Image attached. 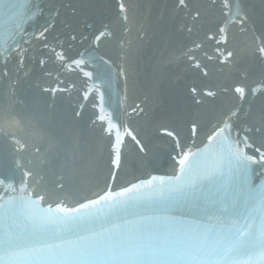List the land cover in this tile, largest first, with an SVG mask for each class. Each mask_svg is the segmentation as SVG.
<instances>
[{"label":"snow or ice","instance_id":"obj_1","mask_svg":"<svg viewBox=\"0 0 264 264\" xmlns=\"http://www.w3.org/2000/svg\"><path fill=\"white\" fill-rule=\"evenodd\" d=\"M17 8L18 0H0V14ZM230 127L223 122L212 131L204 152L178 154L175 176L109 190L74 208L44 205L21 184L20 194L0 197V264H264V177L230 190L234 177L247 176L258 158L264 164V148L258 157L249 154L230 137ZM211 184L223 192L204 196ZM176 203L189 211L175 214ZM67 225L79 235L21 243L54 236ZM57 249L64 259H56Z\"/></svg>","mask_w":264,"mask_h":264},{"label":"bare ground","instance_id":"obj_2","mask_svg":"<svg viewBox=\"0 0 264 264\" xmlns=\"http://www.w3.org/2000/svg\"><path fill=\"white\" fill-rule=\"evenodd\" d=\"M74 1H82V0H74ZM150 1V0H149ZM151 14H150V26L157 27V31L152 37V41L149 44V48H156V50L161 45L167 44L169 48L176 42L178 39L177 34L173 31V29L165 26V21H157L153 19V14L156 8V1L151 0ZM247 6H255L252 9V15L255 17L256 23L258 24L259 31L264 35V25L261 24L259 18L264 17V0H245ZM144 6V1L140 0V10ZM107 5H102V0L93 1V5L88 2H84L83 6L78 9V13L75 14L71 20H69V28L74 29L78 27V21L81 22V18L85 17V22L92 21L94 25H97L99 20L102 22L109 21L110 17L114 12L110 13V16L107 19H103L100 17H94L92 15V11L94 10H102ZM64 7H62L63 9ZM108 12V11H107ZM106 12V13H107ZM101 16L106 15V13L102 12ZM101 24V23H100ZM175 41V42H174ZM174 42V43H173ZM148 54V53H147ZM156 57L151 59V64H155ZM171 79V70L167 72L166 80L162 85V90L164 92L165 100L163 101V106L157 109L154 113L153 118L150 120L154 123V125H162L161 122H165L172 124L174 127L181 130L183 134L186 133V120L190 116L192 105L189 104L188 98L183 94L180 88L173 84ZM178 89V90H177ZM34 96L40 97L41 101L39 106H37L36 101L34 100ZM21 100L24 101V106L20 107L14 104V100L12 97L6 95L4 92L0 93V123L4 125L6 128L10 129L15 134L19 135L24 139L27 149L30 152L32 148L38 146L39 138L42 137L43 140L48 138L47 130H49L56 138L61 141L60 151L64 156L71 151L74 150V138L80 137L81 133V121L75 122L72 120L71 115L69 114L68 107L61 105L60 103L55 104L52 115L48 118L45 116V105L41 106L43 98L45 96L35 93L32 89H25L23 96H20ZM226 106V104H224ZM211 109V107H209ZM207 110L205 115L201 120L202 126L207 123L209 117H214L215 113ZM208 118V119H207ZM161 121V122H160ZM167 121V122H166ZM29 132V133H28ZM47 142V141H46ZM45 146V142L43 144ZM57 149H59L57 147ZM56 150V149H55ZM27 151V152H28ZM51 152V151H50ZM50 152L46 154L49 155ZM25 153V152H24ZM27 153H25L26 155ZM43 151L37 154L32 155V161L35 165V159L37 157L42 156ZM37 156V157H36ZM165 158V154L163 151L159 149H150L149 157L145 158L140 155H136L134 157L135 161H137L136 168H134V164L132 162L126 163L124 165V169L132 172L134 169L136 173H141L144 171L149 164L157 163V161H161ZM101 160V159H100ZM61 161V157L54 158L51 161V165L54 163H59ZM63 162V161H61ZM99 169L97 175L88 178L91 181V186L88 192H82L80 195L91 194L100 187L104 183V178L106 174L105 165L102 162H98ZM42 170L44 167L41 168ZM96 185H98L96 187ZM79 189V188H78Z\"/></svg>","mask_w":264,"mask_h":264}]
</instances>
